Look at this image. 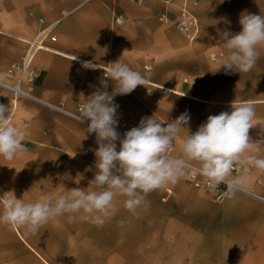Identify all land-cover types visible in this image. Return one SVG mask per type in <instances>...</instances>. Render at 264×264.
Instances as JSON below:
<instances>
[{
    "label": "crops",
    "instance_id": "obj_1",
    "mask_svg": "<svg viewBox=\"0 0 264 264\" xmlns=\"http://www.w3.org/2000/svg\"><path fill=\"white\" fill-rule=\"evenodd\" d=\"M197 2L194 12L190 10L199 21L198 35L189 41L175 27L186 0H0V80H6L8 69L35 38L39 19L51 23L67 14L53 31L55 41L45 40L33 60L37 77L24 89L35 99L13 102L12 95L0 88V101L12 112L10 122L28 132L21 158L0 157V195L15 190L7 185L15 175L30 182L31 170L45 169L50 154L59 161L58 168L64 159L84 164L88 176L96 173L92 151L98 147L96 134L50 107L75 111L98 89L119 105L117 130L122 134L132 128L129 119L154 115L166 126L187 111L188 130L177 135L171 149L176 158L188 131H197L209 115L230 112L232 103L252 102L256 118L249 130L251 154L264 158V47L258 48L251 71L214 72L219 66L208 60L215 53L207 50L210 43L204 36L207 26L215 30L221 26V31L233 34L241 31V14L264 16V0ZM118 60L140 72L145 86L125 95L115 94L116 82L111 79L104 87L111 64ZM83 61L97 67L85 69ZM234 166L245 171L231 172L228 179L243 177L240 186L264 195V172L246 164ZM150 193L152 203L140 206L153 207L150 216L141 219L120 212L124 197L118 196L115 213L102 225L70 238L136 240L135 253L156 255L155 263L145 260L147 264H264V204L239 193L215 201L186 175Z\"/></svg>",
    "mask_w": 264,
    "mask_h": 264
},
{
    "label": "clouds",
    "instance_id": "obj_2",
    "mask_svg": "<svg viewBox=\"0 0 264 264\" xmlns=\"http://www.w3.org/2000/svg\"><path fill=\"white\" fill-rule=\"evenodd\" d=\"M242 26L238 33L223 31L221 37L227 50L220 59L219 67L226 73H247L259 58L258 48L264 47V16L241 14ZM76 59V57L74 58ZM73 59V60H74ZM85 69H95L90 61L81 62ZM108 79L116 82L115 94H130L137 86H145L144 76L118 60L111 64ZM0 79H3L0 77ZM119 105L112 96L98 89L81 106L78 121H86V132L96 134L98 147L94 151L97 169L91 181L96 190L72 188L63 194H43L35 202L18 199L12 191L0 195V225L25 228L35 234L50 220L67 215L69 223L77 220L102 225L116 211L118 196L126 197L123 205L135 214L145 204L148 193L176 183L184 177L192 162L211 184L224 183L231 196L244 183L243 177L228 179L234 165L246 164L264 172V158L251 154L254 142L249 130L255 125V106L252 102L232 103L231 111L209 115L197 131L183 138L181 156L169 155L177 135L187 129L190 115L187 111L166 126L152 117L141 118L137 127L126 131L121 138L117 131ZM188 130V129H187ZM26 129L10 122L9 106L0 104V157L13 161L23 156ZM117 141L119 150H117Z\"/></svg>",
    "mask_w": 264,
    "mask_h": 264
},
{
    "label": "rangeland",
    "instance_id": "obj_3",
    "mask_svg": "<svg viewBox=\"0 0 264 264\" xmlns=\"http://www.w3.org/2000/svg\"><path fill=\"white\" fill-rule=\"evenodd\" d=\"M197 5V0H186L185 8L191 13V10L194 12ZM160 20H163V18ZM195 20L198 28L199 21H197L196 18ZM217 27L218 29L215 30L212 27L207 26L204 36L207 42L210 43L207 50L210 51L209 53H215L211 54L209 57V53H207L208 60L212 65L219 66L220 59L226 54L227 50L223 46V40L221 37L223 31H221V26ZM197 35L198 32L194 39H190L185 34V38L189 41H194ZM24 54L21 56L18 63H20ZM33 60L30 66L34 72L33 77L28 78L27 75H21L19 71H16L19 73V76L15 77V72L12 79L7 78L6 76V80H0V82L9 85H14L16 81L21 80L22 91L27 93L31 98L18 97L16 100L22 98L29 100L35 99L28 90L24 89V86L30 87L37 77L36 71L32 68ZM0 88L9 92L2 87ZM57 107L61 108V106ZM50 108L54 109L53 107ZM77 109L68 112L74 113ZM54 110L59 111L57 109ZM61 113L64 114L63 112ZM128 122L134 127V123L139 124L140 121L129 119ZM120 128H122V125H120ZM118 132L123 137V134L120 131ZM60 163L61 168H58L57 165L59 164V161L54 160V156L50 154L46 160L45 169L39 171L31 170L32 174L29 176L30 182H26L25 176L22 178L15 175L11 183H8L7 185L8 187H13L15 189L12 191L14 195L25 202H35L38 197L43 194H63L68 190L77 187L85 189L86 191L96 190L95 185L91 183L95 174H90L88 176L84 164L81 165L79 162V164H77L75 161L72 163L69 160L64 159H62ZM150 194L151 193L147 194L145 204H149ZM125 199L126 197H124V200ZM123 201L121 200L119 202L123 204ZM119 210L120 212H126L125 215L130 213L125 207H122ZM0 211H2V205H0ZM153 211H155L153 207H140L135 214H138L142 219V217L145 218L150 216ZM96 226L97 225L90 222L79 220L74 223H69L67 215L50 220L35 234L29 233L25 228H11L0 225V264H147L145 260L150 263H155L156 255L135 253L136 240L133 239L126 241H107L70 238V235H85L84 231ZM145 244L146 243L144 242V245Z\"/></svg>",
    "mask_w": 264,
    "mask_h": 264
},
{
    "label": "built area",
    "instance_id": "obj_4",
    "mask_svg": "<svg viewBox=\"0 0 264 264\" xmlns=\"http://www.w3.org/2000/svg\"><path fill=\"white\" fill-rule=\"evenodd\" d=\"M134 2H140L142 0H132ZM172 0H166V2H171ZM67 16L66 13L62 14V17H60L58 20L53 21L51 23H46L43 19H39V25L41 26L40 30L38 31V33L36 34L35 38L33 39V41L28 43V48L24 54V56L22 57L20 63L18 64H14L11 65V67L8 69L6 76L9 79H12L14 77V73L16 71H19L21 75H27L28 78H31L34 76V72L31 69V62L35 56V54L37 53L38 50L44 49V42L45 40H50L52 42L55 41V36L53 35V31L55 29V27L62 21L63 18H65ZM176 28L182 32L184 35L186 34L190 39H194V37L196 36L198 30H197V23L195 18L191 15V13L185 8L182 7L181 11H180V15L179 18L176 22ZM107 72L105 74V76H107ZM0 87L8 90L13 98V102L18 98V97H29L31 98L27 93H25L24 91H22L21 89V80H18L15 82L14 85H9V84H5L0 82ZM0 104H4L7 105L6 103L0 101ZM54 109H57L61 112H63L64 114L76 119L79 115V110L81 107H79L77 109L76 112L74 113H70L68 111H64L62 109H60L59 107H54L51 106ZM10 112V117H11V111ZM85 124H88L89 122L86 121L84 122ZM139 124L134 123V127H137ZM121 138H123L121 136ZM171 151V150H170ZM170 156L171 153H169ZM173 157V156H172ZM198 167L192 165L191 168L186 170V176L188 177V179L191 181V183L193 184L194 187L196 188H201L206 190L207 192L211 193L214 200L215 201H222L225 197L224 193L227 191L226 185L224 183H221L219 185H213L211 184L205 177L201 176L199 174V172L196 170ZM245 171L244 168H240V167H233L232 172L234 174H238L240 172ZM234 193H239L242 195H245L247 197H250L258 202H260L261 204H264V195H261L260 193H257L253 190H248L243 188L242 186H238L236 188V190L234 191Z\"/></svg>",
    "mask_w": 264,
    "mask_h": 264
}]
</instances>
